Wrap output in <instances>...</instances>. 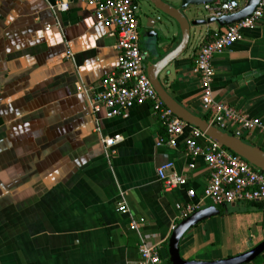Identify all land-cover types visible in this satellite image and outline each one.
<instances>
[{"label":"crops","instance_id":"crops-1","mask_svg":"<svg viewBox=\"0 0 264 264\" xmlns=\"http://www.w3.org/2000/svg\"><path fill=\"white\" fill-rule=\"evenodd\" d=\"M56 1L0 0V264H139L141 241L159 245L170 264L168 240L180 222L176 206L188 202V190L197 201L208 181L201 159L188 169L184 141L191 131L185 128L173 148L156 147L164 127L145 105L112 119L100 111L96 132L81 90L97 89L116 70V38L81 0H71L66 12L52 11ZM146 5L139 31L145 69L154 63L145 26L159 16ZM161 19L168 27L161 33L162 58L179 44L180 31ZM219 30L215 24L192 28L187 50L159 79L174 102L205 121L192 60L205 37ZM212 66L213 100L264 123V21ZM114 136L123 141L107 158L101 140ZM241 140L264 152V136L252 132ZM165 163L186 179L185 188L165 190L156 176ZM122 201L127 214L116 211ZM212 207L203 202L200 210ZM226 207L183 235V261H223L264 242V205ZM248 264H264V253Z\"/></svg>","mask_w":264,"mask_h":264},{"label":"built area","instance_id":"built-area-1","mask_svg":"<svg viewBox=\"0 0 264 264\" xmlns=\"http://www.w3.org/2000/svg\"><path fill=\"white\" fill-rule=\"evenodd\" d=\"M81 1L93 9L97 24L113 30L118 53L116 70L106 75L97 89L81 90L95 117L96 132H99L96 116L100 111H104L106 119H112L125 115L134 107L145 105L149 106L151 115L159 119L164 127V135L157 138L156 147H175L177 138L183 134L184 129H190L191 134L184 141L185 156L190 162L188 169L193 170L195 161L201 159L208 171V181L197 201H194L195 192L188 190V202L176 206L180 221L199 211L203 202L212 206L264 204V173L176 118L156 94L142 64L138 0ZM70 2L71 0H57L51 9L54 12H66ZM246 2L247 0H215L211 4L202 5L200 10L206 13L205 18L217 19L235 14ZM263 21L264 0H260L253 13L242 21L208 34L205 41L197 47L192 60V73L198 78L201 110L206 115V122L237 139L252 132L264 136V123L236 111L228 104L213 100L212 83L215 72L212 60L217 55L229 52L242 39L245 31L255 30ZM49 30V27L45 28V31ZM70 58L71 56L66 57ZM122 141L121 136L102 138L105 156H114V147ZM156 176L166 191L185 188L187 184L183 176L175 174L172 163L160 165L156 169ZM116 211L128 213L123 201L117 204ZM136 227L135 223H131L130 229L134 230ZM138 253L139 264H164L159 245L147 246L141 241Z\"/></svg>","mask_w":264,"mask_h":264},{"label":"water","instance_id":"water-1","mask_svg":"<svg viewBox=\"0 0 264 264\" xmlns=\"http://www.w3.org/2000/svg\"><path fill=\"white\" fill-rule=\"evenodd\" d=\"M159 14V16L147 20L146 37L149 40L148 54L153 60V64L146 67L147 77L154 88L156 94L164 104V106L178 119L196 128L211 141L217 143L220 147L229 153L241 158L254 169L264 173V152L259 148L252 146L241 139H237L225 132H222L210 126L205 120L199 119L172 100L165 92L160 83V76L165 72L167 67L181 57L188 48L190 41V32L192 28L203 27L207 25H217L219 28H225L231 24L242 21L251 15L260 0H247L245 5L235 14L224 16L221 18H201L197 17L190 20L186 16V12L191 10L198 11L204 4H211L215 0H180L178 6L167 4L163 0H145ZM165 17L173 21L180 31L179 44L166 56L161 58V52L164 47L163 33L168 32V27L163 23L161 17ZM227 212L226 206H214L212 208L199 210L189 217L180 221L173 229L168 240V255L170 264H248L253 262L258 256L264 253V242L242 255L229 258L223 261L201 263V262H185L178 253L179 241L183 235L191 228L197 226L204 220Z\"/></svg>","mask_w":264,"mask_h":264},{"label":"rangeland","instance_id":"rangeland-1","mask_svg":"<svg viewBox=\"0 0 264 264\" xmlns=\"http://www.w3.org/2000/svg\"><path fill=\"white\" fill-rule=\"evenodd\" d=\"M141 2V10H140V16H141V12H146V7H147V3L145 1H142L140 0ZM140 5V4H139ZM140 7V6H139ZM189 16H194V17H197L199 19L201 18H204L206 16V13L202 10H198V11H194V10H191V12H188L187 13Z\"/></svg>","mask_w":264,"mask_h":264},{"label":"trees","instance_id":"trees-1","mask_svg":"<svg viewBox=\"0 0 264 264\" xmlns=\"http://www.w3.org/2000/svg\"><path fill=\"white\" fill-rule=\"evenodd\" d=\"M253 206H255V207H261V205H264V204H257V203H254V204H252ZM257 205V206H256Z\"/></svg>","mask_w":264,"mask_h":264}]
</instances>
